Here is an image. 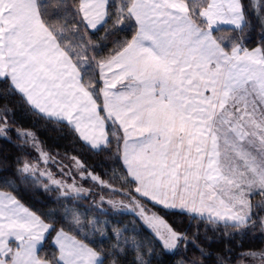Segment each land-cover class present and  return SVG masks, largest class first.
<instances>
[{
  "label": "snow or ice",
  "instance_id": "6c2138e0",
  "mask_svg": "<svg viewBox=\"0 0 264 264\" xmlns=\"http://www.w3.org/2000/svg\"><path fill=\"white\" fill-rule=\"evenodd\" d=\"M253 21L264 29V0H0V138L15 131L38 154L0 175V264H123L129 247L133 264H151V249L120 229L103 246L106 225L81 205L63 216L32 211L19 198L21 180L86 199L79 176L122 195L129 204L104 195L99 203L134 212L166 252L194 240L147 203L225 238L264 233V32L249 48ZM12 98L114 155L120 188L75 156L59 169L71 183L58 179L34 133L10 126ZM97 234L100 242L90 238ZM49 237L55 252L41 256ZM218 264H264V250Z\"/></svg>",
  "mask_w": 264,
  "mask_h": 264
},
{
  "label": "trees",
  "instance_id": "16d2710c",
  "mask_svg": "<svg viewBox=\"0 0 264 264\" xmlns=\"http://www.w3.org/2000/svg\"><path fill=\"white\" fill-rule=\"evenodd\" d=\"M262 32H264V29L261 28L259 22L253 21L246 32L249 37L247 44L249 48L257 46ZM103 35L104 33L101 30L97 32L94 39L98 40ZM10 108V126L13 129H26L34 133L44 151L54 158L55 162L50 161L47 168L57 178L68 179L67 177H61L59 169L65 166V171L71 169L72 161L70 158L75 156L90 169L94 170L96 174L100 175L102 179L110 182L114 187L120 188V181L114 177L121 174V168L116 163L114 155L110 156L107 152L90 150L83 142L74 139L73 135L66 129L50 123L42 116L31 111L19 98L11 99ZM21 145L22 141L17 138L15 131L9 132L7 139L0 138V161H2L0 163V175H7L9 172L15 171L17 158L37 159L38 154L34 149ZM68 182L71 183V180L68 179ZM76 182L82 184L85 188L91 189V194L86 199L75 197L66 199L55 190L45 192L31 180L19 181V198L25 206L38 214L55 211L63 216L64 207L74 208L76 205H81L82 207L79 208V211L84 213L88 219L95 218L106 225L103 246L111 247L116 242L112 229H120L123 231L124 236L130 239L135 238L138 242H142L145 250L151 249V254L145 255V259H150L151 264H180L181 261L193 258L200 260L201 264H218V260L221 257L230 260L241 251L264 250V233H261L259 229L250 230L240 236L225 238L221 236L220 232L214 233L207 230L205 225L198 220H191L186 215L171 210H164L159 206L153 208L151 203H147L146 206L148 208L156 211L177 231L187 234L189 240H194V243H189L187 246L181 244L174 252H166L162 248L161 243L134 212L126 208L113 209L107 203L103 205L99 203L100 195H104L106 199L123 201L124 204H128L126 202L128 199L120 197L119 194L112 195L108 190H102L98 186L93 185L90 180H81L79 176L76 177ZM257 200H259V197H256L253 203H256ZM98 208H102L103 212L98 211ZM62 226L67 227L65 223L57 224V228ZM198 226L199 238L195 239ZM83 231L87 232L88 229H83ZM54 235L55 233L52 234V236ZM90 238L97 242L101 241V237L98 234ZM198 248L203 249L205 256L200 255ZM229 249H231V252ZM54 252L55 248L51 237H49L42 246L40 254L41 256L51 257ZM121 256L123 264H133L136 259V253L132 247L128 248L126 254L121 253Z\"/></svg>",
  "mask_w": 264,
  "mask_h": 264
},
{
  "label": "rangeland",
  "instance_id": "374dc122",
  "mask_svg": "<svg viewBox=\"0 0 264 264\" xmlns=\"http://www.w3.org/2000/svg\"><path fill=\"white\" fill-rule=\"evenodd\" d=\"M224 27H227V26H224ZM41 166H42L41 168L44 167V165H41ZM58 179H59V178H58ZM119 196L122 197V198H124V199H127L126 197H124V196H122V195H119ZM126 202H127L128 204L130 203L129 200H127Z\"/></svg>",
  "mask_w": 264,
  "mask_h": 264
}]
</instances>
